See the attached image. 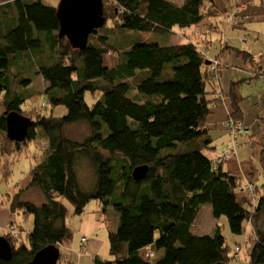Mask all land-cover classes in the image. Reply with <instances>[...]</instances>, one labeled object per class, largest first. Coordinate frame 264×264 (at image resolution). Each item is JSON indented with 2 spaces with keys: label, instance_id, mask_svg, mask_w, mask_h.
<instances>
[{
  "label": "trees",
  "instance_id": "16d2710c",
  "mask_svg": "<svg viewBox=\"0 0 264 264\" xmlns=\"http://www.w3.org/2000/svg\"><path fill=\"white\" fill-rule=\"evenodd\" d=\"M103 3L105 26L93 31L86 47L79 49L59 37L57 7L46 0H0V156L7 146L9 152L37 137L48 141L44 158L32 168L27 185L14 194L10 208L12 216L19 211L33 216V228L24 239L3 234L11 257L0 258V264H28L49 246L59 249L58 264H77L64 253L73 233L66 223L69 209L63 200L73 206L75 215H82L92 200L101 202L103 213L112 208L118 213L119 226L108 236L113 259L95 256L93 264H229L238 260L242 246L231 253L219 225L213 235L194 234L193 225L206 206L212 208L215 219L227 217L235 235L243 234L246 224L250 226L248 264H264V193L253 207L249 195L238 192L242 178L204 154V149L213 147L206 124L211 106L219 101L214 97L222 94L218 83L217 89L212 85L219 72L214 77L207 65L214 32H203V43L194 41L197 37L179 44L169 41L176 28L205 26L218 31V16L231 15L229 10L234 9L231 0ZM234 17L235 25L247 21ZM109 20L111 28H107ZM101 29H109L108 34ZM110 30L121 41L134 31L156 34L166 43L144 37L117 47L110 41ZM111 51L116 54L114 63L107 57ZM239 53L253 62L250 53ZM35 76L43 79V92L52 108L65 107V116H45L36 107L24 109L33 96L28 87ZM208 83L215 92L207 91ZM87 96L94 103L89 105ZM227 96L231 117L244 120L240 102L245 98L234 89ZM11 112L32 121L21 143L6 135V116ZM81 123L88 125L90 134L80 142L70 139L66 129ZM262 126L250 141L261 147L264 176V121ZM84 163L93 174L92 185L95 182L88 192L81 189L78 177ZM143 165L149 167L147 176L133 181L132 171ZM32 189L44 195L41 206L21 200ZM80 248L79 257L85 247ZM147 251L152 252L151 259Z\"/></svg>",
  "mask_w": 264,
  "mask_h": 264
},
{
  "label": "rangeland",
  "instance_id": "374dc122",
  "mask_svg": "<svg viewBox=\"0 0 264 264\" xmlns=\"http://www.w3.org/2000/svg\"><path fill=\"white\" fill-rule=\"evenodd\" d=\"M46 1L54 7H58L61 0ZM174 1L181 4L184 0ZM240 1L243 2V0H231L232 6H234L233 10H229L231 15L227 14L224 16L220 14L218 16L220 24V26L216 25L218 31H213V28L205 26L199 29L195 28L194 30H191V28L186 30L176 28V33L171 34L169 41L173 44H179L181 41H190L192 38L197 37L194 41L197 42L199 40L198 42L203 43V41H205L203 32H205L206 35L208 34L207 32H214L212 35V44L208 46L206 54L209 58L207 65L211 68L216 66V59L219 56L221 67L217 70H214V68L210 70V73L214 75V77H216L219 72L218 80L215 81V85H212L217 89V83L220 84L221 89L225 93V97L230 93L231 89H234L235 92L241 94L245 98L241 100L240 107L244 114V121L246 124L242 120H235V122L243 126L245 130L247 128L246 125H249L250 134L246 131L244 132L246 135L241 138L238 137L240 146L237 149V157L242 161H250L253 173L257 176V181L255 185V176H251V184L255 185L256 189L251 191L249 187H247L248 184L245 185L244 182H242V186L238 189V192L247 193L254 207L255 203L259 201L260 196L264 193V176L261 173L259 161L261 147L259 145L253 146L250 141L253 134L261 133L263 127L262 121L264 120V5H262L259 0H252V2L248 1L244 2L245 4L243 5H237V2ZM235 14L245 17L247 21L242 20L240 24L237 23L238 25H235ZM107 26V28L112 27L110 20ZM105 30L109 29H101L100 32L108 34ZM109 32L111 35L110 41L117 47L130 46L133 43L139 42L144 37V40L148 41H161V38L156 34L138 33L134 31H129L127 37L121 41L118 40L119 35L117 33H112L115 31L110 30ZM147 37L152 38L149 39ZM116 40L118 43L115 42ZM160 43L166 42L161 41ZM239 52L250 53L254 58L253 62L251 63L248 59L246 60L244 56H239ZM114 55H116L114 51L108 54L107 57L110 63L116 61V56ZM34 78H36V81L28 87L29 95H33L34 97L32 96L28 99L27 104L24 105V109L31 110L36 107L38 112L45 116H65L67 113L65 107L61 106L53 109L48 102L47 95L43 92V79L39 76H35ZM207 88L208 92L212 91L210 83L207 84ZM133 94H135V92H133ZM131 95L132 92L129 94L130 98ZM94 101L92 96H87L89 105L94 103ZM43 104H45L44 107L42 106ZM1 108L0 106V109ZM224 124L225 122L223 125ZM225 132L226 136L223 135L221 138L213 141V146L217 147V155H215V152L211 149H204V154L212 158L215 164H217V162H222L223 168L227 172L225 161L232 159L234 156L223 157L219 155L224 152H229L233 148L231 142L232 136L227 130ZM66 134L70 139L80 142L90 134V131L87 124L81 123L68 127L66 129ZM47 144V140L37 137L35 141L29 142L28 145H23L19 150L11 149L8 152L7 146L5 150L7 153L5 152L6 154L4 153L0 156V237H4L5 235L3 234L13 236L11 231L16 230L18 233L16 236L19 235L20 238L24 239L28 232L32 230L33 216H26L22 211L12 216L10 208L14 194L18 191L20 186L27 185L32 168L44 158V153L48 146ZM85 165H81L78 177L80 182L82 180L81 189L88 192L94 189L95 182L92 185L93 174L89 166ZM21 200L30 201L36 206H41L45 202V197L40 190L32 189L26 192ZM63 203L69 209L66 223L73 233L72 243L67 245L68 249L64 253L68 254L77 264H93V258L97 255H92L88 252L86 249L87 244L84 246L85 248L84 251H82V256L79 257V252L81 251L80 241L85 236L88 242L95 241L91 246L98 248L99 257L111 261L113 258L109 255L110 246L108 236L110 232H114L119 226L118 213L115 209L114 211L112 210L113 208L108 209L107 213H103L104 207L101 202L92 200L82 215H75L73 206L66 200H63ZM208 208L209 207L203 208L202 212L199 214L201 224L196 221L193 225L194 233H198V235H213L216 230L215 227L219 225L231 253L235 252L238 245L242 246L240 258L238 260H231L229 264H248L249 252L252 247V243H250L249 240V238L251 239L252 237L251 227L246 224L245 232L241 235H235L230 230L227 217L222 216L219 219H215ZM214 220L217 224L213 222ZM6 229H10V231L6 232ZM149 253L150 251H147V254Z\"/></svg>",
  "mask_w": 264,
  "mask_h": 264
},
{
  "label": "water",
  "instance_id": "95a60500",
  "mask_svg": "<svg viewBox=\"0 0 264 264\" xmlns=\"http://www.w3.org/2000/svg\"><path fill=\"white\" fill-rule=\"evenodd\" d=\"M60 22L59 37H66L74 48L84 49L90 34L106 24L103 0H61L57 7ZM32 121L17 112L6 116V135L10 141L21 143L28 134ZM149 172L146 165L132 171L133 181L143 180ZM11 257V246L6 238L0 237V258ZM60 251L49 246L38 252L28 264H58Z\"/></svg>",
  "mask_w": 264,
  "mask_h": 264
},
{
  "label": "crops",
  "instance_id": "0c3cea01",
  "mask_svg": "<svg viewBox=\"0 0 264 264\" xmlns=\"http://www.w3.org/2000/svg\"><path fill=\"white\" fill-rule=\"evenodd\" d=\"M248 1L249 2H252V0H243L242 3H241V1L239 3H241V5H243V4H245L244 2H248ZM259 1L260 2L261 1L264 2V0H259ZM261 4H262V2H261ZM218 87H220V91L222 92V94L221 95L218 94L217 96L214 97V99H216V97H217V100H219V97L220 96H223L225 98L224 99L225 101H220L219 100V101H216L215 103H213V105L211 106V113H210L211 115L208 118L207 123H206L207 124V129H208V132H209V136L212 139V146H213V141L215 139H219L223 135L226 136V132H225L226 130H225L224 126H223V123L225 122V119L228 117V114L230 112V103H231V101L229 100V98L227 96L226 97L224 96L225 93L221 89L220 84H218ZM212 91L215 92V89L214 90L212 89ZM242 121L245 123L244 120H242ZM246 126H247L246 129L249 132L250 131V126L249 125H246ZM249 134H250V132H249ZM251 144H252V142H251ZM253 146H255V145H253ZM211 150H213L215 152V155H217V153H218L217 147L213 146ZM220 152H222V151H220ZM225 163H226V166H227V172L228 173L235 174L237 176H240L241 178L244 176L242 178V180H243V182H244L245 185L252 182L251 174L253 173V168L251 167V163H250L249 160L248 161L247 160H245V161L244 160L243 161L242 160H239V158L236 155V156L232 157V159L225 161ZM254 176H255L254 182H255V185H256L257 176L256 175H254ZM206 207H209V206H206ZM208 209H209L210 213L212 214V208L209 207ZM199 217H200V215H198L196 221L197 222H200V224H201V219H199ZM196 221H195V223H196ZM213 222L215 224H217L215 220ZM193 232H194V228H193ZM196 235H198V233ZM94 242L95 241L87 242L86 249L92 255L96 254L98 256V254H99L98 248H96L94 246H91L92 243H94Z\"/></svg>",
  "mask_w": 264,
  "mask_h": 264
},
{
  "label": "built area",
  "instance_id": "2783aa9c",
  "mask_svg": "<svg viewBox=\"0 0 264 264\" xmlns=\"http://www.w3.org/2000/svg\"><path fill=\"white\" fill-rule=\"evenodd\" d=\"M212 68H214V67H212ZM219 100L225 101L223 96H220ZM223 126H224L225 130H227L229 132V134L232 136L231 142H232L233 148L231 149V151L224 152V153L219 154V155L223 156V157L235 156L237 154V149L239 148L238 137H240L242 135H246V134H244V132H246V131L248 132V130L247 129L245 130L243 128V126H241L240 124H237L233 118H231L230 121H226ZM247 187H249V190H251V191H254L256 189L255 185H252L251 183H248ZM9 231H10V229L6 230V232H9ZM11 234L13 236H16L18 233L16 230H13V231H11ZM152 256H153L152 252H150L149 254H146V257L148 259H151Z\"/></svg>",
  "mask_w": 264,
  "mask_h": 264
},
{
  "label": "bare ground",
  "instance_id": "6f19581e",
  "mask_svg": "<svg viewBox=\"0 0 264 264\" xmlns=\"http://www.w3.org/2000/svg\"><path fill=\"white\" fill-rule=\"evenodd\" d=\"M171 44H173V43H171ZM219 66H221V60H217V64H216V66H214V69H215V70L220 69ZM261 77H263V76H261ZM231 118H232V117H231V114H230V112H229L228 117L225 119V122H226V121H230ZM131 176H132V174H131ZM132 178H133V177H132ZM87 242H88V240H87L86 237L84 236V237L81 239V241H80V246L84 247V246L87 244ZM82 243H83V244H82Z\"/></svg>",
  "mask_w": 264,
  "mask_h": 264
}]
</instances>
